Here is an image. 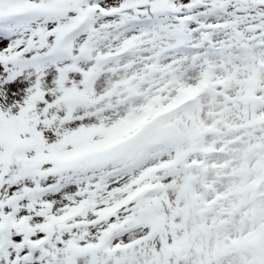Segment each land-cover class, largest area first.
<instances>
[{
	"label": "snow or ice",
	"instance_id": "snow-or-ice-1",
	"mask_svg": "<svg viewBox=\"0 0 264 264\" xmlns=\"http://www.w3.org/2000/svg\"><path fill=\"white\" fill-rule=\"evenodd\" d=\"M0 264H264V0H0Z\"/></svg>",
	"mask_w": 264,
	"mask_h": 264
}]
</instances>
